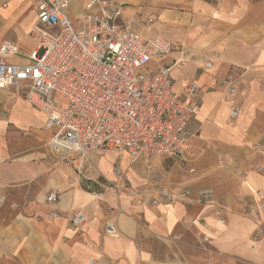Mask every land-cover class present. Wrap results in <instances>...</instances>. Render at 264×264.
I'll list each match as a JSON object with an SVG mask.
<instances>
[{"label": "crops", "instance_id": "0c3cea01", "mask_svg": "<svg viewBox=\"0 0 264 264\" xmlns=\"http://www.w3.org/2000/svg\"><path fill=\"white\" fill-rule=\"evenodd\" d=\"M89 1L70 0L72 21ZM111 1L121 6L118 23L185 51L170 71L175 92L191 82L199 89L188 99L199 112L186 126L185 160L132 161L109 152L62 159L47 146L43 113L15 91L0 90V264H181L172 257L175 245L179 251L196 235L221 252L264 261V231L253 239L256 203L264 204V0ZM35 17V0H0V43L20 50L12 61H26L34 48L28 30ZM232 68L241 77L229 100L221 79ZM230 103L238 108L233 121ZM200 189L210 190V199L200 200ZM51 191L53 204L46 202ZM76 212L84 216L78 226L70 221Z\"/></svg>", "mask_w": 264, "mask_h": 264}, {"label": "built area", "instance_id": "2783aa9c", "mask_svg": "<svg viewBox=\"0 0 264 264\" xmlns=\"http://www.w3.org/2000/svg\"><path fill=\"white\" fill-rule=\"evenodd\" d=\"M69 5L70 0H35L36 17L28 34L36 44L26 61L15 62L11 59L20 55L18 45L0 43V89L22 93L43 113L51 134L47 146L62 159L74 155L85 160L94 152H109L118 157L127 154L132 161L153 155L185 160L186 126L199 112L198 102L188 99L199 89L194 82L185 85L182 94L172 89L170 71L185 60L183 47L145 38L129 23H118L121 6L111 0H90L74 21ZM172 54L179 56L138 72L151 60ZM205 67L210 68L211 62ZM240 77L239 70L232 68L221 79L229 100ZM237 114L238 108L230 103L229 121ZM211 194L208 189L198 191L200 200L210 199ZM159 196L170 198L161 190ZM57 198L51 191L46 202L53 204ZM263 209L261 203L254 212L257 233L263 231ZM213 214L225 222L220 208H214ZM70 221L78 226L84 216L76 212ZM106 231L113 234V226L107 223Z\"/></svg>", "mask_w": 264, "mask_h": 264}, {"label": "rangeland", "instance_id": "374dc122", "mask_svg": "<svg viewBox=\"0 0 264 264\" xmlns=\"http://www.w3.org/2000/svg\"><path fill=\"white\" fill-rule=\"evenodd\" d=\"M47 30L50 32V29ZM27 43H29V41ZM146 71L147 69L143 66L138 72L145 73ZM179 71L180 69L178 67L173 69L172 77L174 78V76L178 74ZM17 96L23 95L22 93H18ZM14 98H16V96H14L13 99L7 102V106H9L14 101ZM60 101L63 105H66V102L64 100L60 99ZM1 104L2 102H0V106ZM8 114H10V111L7 109L6 115ZM259 205H261L260 200H258V203H256V208ZM262 212H260V223L262 230L264 231V217L262 216ZM262 233H257L255 227L253 239H258V235ZM179 247L180 248L178 251L177 246L175 245V252L172 254V257L175 261L180 260L181 264H264V261L250 260V258H246L245 256L221 252L220 250H218L215 244L211 242V239L206 235H196L193 237L187 236L181 241ZM258 254H260V252H258Z\"/></svg>", "mask_w": 264, "mask_h": 264}]
</instances>
